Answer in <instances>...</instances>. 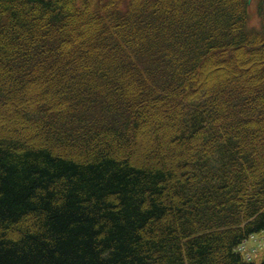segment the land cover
<instances>
[{
	"label": "trees",
	"instance_id": "1",
	"mask_svg": "<svg viewBox=\"0 0 264 264\" xmlns=\"http://www.w3.org/2000/svg\"><path fill=\"white\" fill-rule=\"evenodd\" d=\"M248 8L0 0V264H256L236 252L264 232V28Z\"/></svg>",
	"mask_w": 264,
	"mask_h": 264
},
{
	"label": "rangeland",
	"instance_id": "2",
	"mask_svg": "<svg viewBox=\"0 0 264 264\" xmlns=\"http://www.w3.org/2000/svg\"><path fill=\"white\" fill-rule=\"evenodd\" d=\"M262 0H251V5L249 7V21H248V27L250 29H256V30H261L264 27V17L263 14L260 11V4ZM264 6V5H263ZM164 122V131L163 134L166 138V140H171L172 137L174 136L173 131L170 129L166 128V121L163 120ZM14 128L10 127H5L3 125H0V132L3 133V139L6 141H11L13 136H12V131ZM145 134L147 136V142L150 143V138L153 135H157V130L155 128L154 122H151L145 127ZM2 137V136H0ZM261 138V137H260ZM17 140L20 142L19 144L23 143V140L19 137H17ZM157 141H159V138H157ZM23 145L28 146V145H37V146H47L46 143H44L42 140L38 139H33L29 142L24 143ZM114 149L122 150L126 156H129L132 151L134 150L135 146H120L116 147L115 145H112ZM55 150H60V149H55ZM64 152V151H63ZM83 151L77 152V153H67L66 151L64 153L70 154V155H75L79 154ZM171 156L176 160L179 161L180 159V152L177 148L174 149L173 153ZM251 240L249 242L250 245L253 246V252L254 254L252 255L255 257V262L257 264H260V262L264 259V232L256 233V234H251L250 235ZM241 256V255H240Z\"/></svg>",
	"mask_w": 264,
	"mask_h": 264
}]
</instances>
